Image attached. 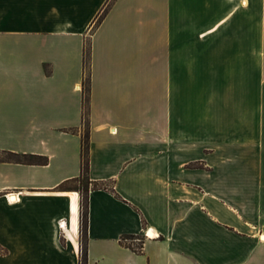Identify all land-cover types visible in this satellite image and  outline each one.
<instances>
[{"label":"crops","instance_id":"0c3cea01","mask_svg":"<svg viewBox=\"0 0 264 264\" xmlns=\"http://www.w3.org/2000/svg\"><path fill=\"white\" fill-rule=\"evenodd\" d=\"M107 1L0 0V264H79L86 40L87 264H264V0Z\"/></svg>","mask_w":264,"mask_h":264},{"label":"trees","instance_id":"16d2710c","mask_svg":"<svg viewBox=\"0 0 264 264\" xmlns=\"http://www.w3.org/2000/svg\"><path fill=\"white\" fill-rule=\"evenodd\" d=\"M113 0H108L102 10L95 17L92 28L96 27L105 16ZM90 46L88 40L83 48V80H82V125L80 150V173L77 177L66 180L59 184L60 189H73L80 193V211H79V264H87V224H88V194L90 189H104L113 192V189L107 187L102 181H93L89 177V154H88V134H89V91H90ZM73 133L77 129H70ZM0 160L22 164H40L48 163V158L44 155L15 152L10 150H0ZM192 166L202 167V164L194 163ZM139 238V245L127 243L128 240ZM120 241L125 246L131 248L136 253L142 249L143 239L137 235H122ZM1 251V249H0Z\"/></svg>","mask_w":264,"mask_h":264},{"label":"rangeland","instance_id":"374dc122","mask_svg":"<svg viewBox=\"0 0 264 264\" xmlns=\"http://www.w3.org/2000/svg\"><path fill=\"white\" fill-rule=\"evenodd\" d=\"M140 237H141V239H144V237H142V236H140ZM140 241L141 240L139 238H134L133 240H128L127 243H132L134 245H139Z\"/></svg>","mask_w":264,"mask_h":264},{"label":"bare ground","instance_id":"6f19581e","mask_svg":"<svg viewBox=\"0 0 264 264\" xmlns=\"http://www.w3.org/2000/svg\"><path fill=\"white\" fill-rule=\"evenodd\" d=\"M155 234V233H154ZM260 234V233H259ZM153 235V234H152ZM264 235V234H263ZM263 235H262V237H263Z\"/></svg>","mask_w":264,"mask_h":264}]
</instances>
